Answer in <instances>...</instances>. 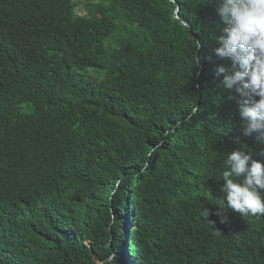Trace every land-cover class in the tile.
Segmentation results:
<instances>
[{"label": "trees", "instance_id": "trees-1", "mask_svg": "<svg viewBox=\"0 0 264 264\" xmlns=\"http://www.w3.org/2000/svg\"><path fill=\"white\" fill-rule=\"evenodd\" d=\"M220 3L0 0V264H264V215H216L224 156L264 161Z\"/></svg>", "mask_w": 264, "mask_h": 264}, {"label": "clouds", "instance_id": "clouds-1", "mask_svg": "<svg viewBox=\"0 0 264 264\" xmlns=\"http://www.w3.org/2000/svg\"><path fill=\"white\" fill-rule=\"evenodd\" d=\"M216 11L227 26L215 37V52L230 61L218 68L217 75L224 74L219 84L230 99L239 97L244 135L264 134V0H221ZM195 47H200L198 41ZM223 164L217 176L224 181L216 205L220 223L228 222V211L241 217L264 215V161L253 158L245 145L227 153ZM202 211L206 220L209 211Z\"/></svg>", "mask_w": 264, "mask_h": 264}, {"label": "water", "instance_id": "water-1", "mask_svg": "<svg viewBox=\"0 0 264 264\" xmlns=\"http://www.w3.org/2000/svg\"><path fill=\"white\" fill-rule=\"evenodd\" d=\"M176 16H177V17H179V16H178V14H176ZM185 24H186V25H188V23H187V22H186Z\"/></svg>", "mask_w": 264, "mask_h": 264}, {"label": "rangeland", "instance_id": "rangeland-1", "mask_svg": "<svg viewBox=\"0 0 264 264\" xmlns=\"http://www.w3.org/2000/svg\"><path fill=\"white\" fill-rule=\"evenodd\" d=\"M96 74V73H95Z\"/></svg>", "mask_w": 264, "mask_h": 264}]
</instances>
